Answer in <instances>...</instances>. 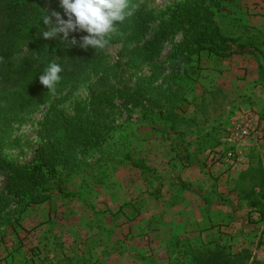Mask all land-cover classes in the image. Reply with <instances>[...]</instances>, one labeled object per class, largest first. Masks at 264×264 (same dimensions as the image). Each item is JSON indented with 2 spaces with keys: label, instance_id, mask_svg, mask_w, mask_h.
<instances>
[{
  "label": "rangeland",
  "instance_id": "obj_1",
  "mask_svg": "<svg viewBox=\"0 0 264 264\" xmlns=\"http://www.w3.org/2000/svg\"><path fill=\"white\" fill-rule=\"evenodd\" d=\"M181 1L130 0V4L134 13L143 10L160 16ZM205 6L215 11L216 22L232 41L227 58L203 51L186 64H198L197 77L173 74L165 61L182 44L184 34L178 32L164 42L160 56L137 68L119 67L109 73L115 89H133L140 79L151 80L145 94L147 112L116 99L113 107L95 113L91 86L103 72L89 68L82 84L57 92L50 102L28 109L9 129L0 130V161L19 165L32 162L43 141L45 117L52 110L99 120L108 131L104 144L77 156L74 171L62 175L60 189L48 202L25 211L14 205L4 208L0 264H201L204 250L216 245L225 247L236 264H264V0H206ZM7 22L0 5V46ZM158 23L149 24L139 44L154 35ZM119 37L104 50L109 66L120 58L123 63L130 59L129 52L138 44ZM16 78L0 59V87ZM247 116L253 117L263 139L245 146L235 167L226 154L236 147L226 139ZM247 155L250 170L244 175L240 165ZM170 162L223 167L216 180L236 171L233 185H194L198 190L169 186L168 193L176 200L168 198L160 207L166 212L159 224L171 226L175 220L182 226L197 216L200 233L191 230L189 236L172 238V231L160 234L146 228L158 223L152 216L158 207L148 199L150 189L160 194L158 185ZM5 184L0 175V193ZM197 195V205L176 206Z\"/></svg>",
  "mask_w": 264,
  "mask_h": 264
},
{
  "label": "trees",
  "instance_id": "obj_2",
  "mask_svg": "<svg viewBox=\"0 0 264 264\" xmlns=\"http://www.w3.org/2000/svg\"><path fill=\"white\" fill-rule=\"evenodd\" d=\"M205 1L184 0L160 16L140 10L123 23H118V32L111 36L110 43L116 42L122 34L138 44L129 52L130 59L123 63L120 58L117 65L109 66L104 50L79 47L80 38L87 35L85 32L69 33V41L75 38L77 46L63 41L62 33L51 40L43 39L42 32L48 30L42 21L43 9L49 14L57 11L67 19L59 0H0L8 19L3 31L0 59L17 76L13 83L0 87V130L9 129L28 109L50 102L57 92L82 84L89 68L103 72L91 86V108L95 113L102 112L105 107H113L116 99H123L132 107L147 112L145 94L151 80L142 78L133 89H115L109 73L119 67L123 70L137 68L160 56L164 42L178 32L184 34L182 44L175 47L165 61L173 74L181 73L188 79L197 77L200 73L198 64L189 67L186 64L193 57L199 58L203 51H208L211 56L227 58V52L233 51L232 41L225 36L216 22L215 11L205 6ZM215 1L231 3L235 0ZM156 21L159 22L157 31L139 44L148 33L149 24ZM51 62L58 63L63 69L55 94L48 92L39 82V76ZM169 109L168 120L172 119V108ZM44 125L42 144L30 164L0 161V175L6 178L4 190L0 193V214L11 205L25 211L30 205L48 202L53 192L60 189L62 175L74 171L77 156L100 147L108 134L99 120H84L55 110L45 117ZM202 256L201 264H236V258L219 245L205 249Z\"/></svg>",
  "mask_w": 264,
  "mask_h": 264
},
{
  "label": "clouds",
  "instance_id": "obj_3",
  "mask_svg": "<svg viewBox=\"0 0 264 264\" xmlns=\"http://www.w3.org/2000/svg\"><path fill=\"white\" fill-rule=\"evenodd\" d=\"M59 5L67 19L62 18L57 11L49 14L43 9L45 15L42 21L48 27L47 31L42 32L43 39L51 40L62 33L63 41L77 46L75 38L69 41V33L85 32L87 35L80 38L79 47L85 50L90 47L95 51L108 49L111 36L118 32L117 24L123 23L135 12L130 0H59ZM62 71L58 63L51 62L39 76V82L48 92L55 94Z\"/></svg>",
  "mask_w": 264,
  "mask_h": 264
},
{
  "label": "crops",
  "instance_id": "obj_4",
  "mask_svg": "<svg viewBox=\"0 0 264 264\" xmlns=\"http://www.w3.org/2000/svg\"><path fill=\"white\" fill-rule=\"evenodd\" d=\"M168 153V152H166ZM169 154V153H168ZM166 156H168L166 154ZM250 156H246L245 158H243L242 160V165H240L241 169L243 170L241 173L242 174H246L250 169L249 165H250ZM171 164H168V166L164 167L167 168L166 170L168 171V173H164L163 177V181L161 182L160 189L158 192H160V194L157 196L156 194L152 193V190L150 189L151 192V197L150 199H148V203L150 205H156L158 208L157 209H152V216L156 219V222L159 221V219L161 218V216L166 212V210H164L163 208H160L161 206H165L166 203L168 202V198H173L171 200L172 203L175 202L176 197L172 196L171 197V192L168 193V188L170 185H189V186H193V189L198 190V188L194 185H233L234 183L232 182V178L235 176V172H232V175L230 176L231 173L225 174L221 180H224V183H221L219 180H216V178H218L219 174H221L220 172L224 171L225 169L223 167L217 166L215 165L214 167H199V166H194V165H188L186 167H184L183 165H177L175 166V162H170ZM249 169V170H248ZM174 171V172H173ZM238 172V171H237ZM240 173V174H241ZM215 176V177H214ZM226 181H228V183H226ZM167 191V192H165ZM133 203H136V201H133ZM176 206L177 207H186V206H194L197 205L198 203H200V197L194 196L192 198H187V201L185 200H180L178 202H176ZM153 207V206H152ZM196 211H194L195 213ZM149 216V215H147ZM173 223L166 227L161 226L158 223H154L148 227H146L147 229H155L158 232H160V234L162 233H166L169 231H172V238H180V237H185V236H189L191 233V230H193V232H201L203 230H201L200 228V220L197 218H194V220H184V223L182 224V226H180V224H177L175 222V220L172 221ZM198 230V231H197ZM148 231H146L147 233ZM161 238H163V236H159Z\"/></svg>",
  "mask_w": 264,
  "mask_h": 264
},
{
  "label": "built area",
  "instance_id": "obj_5",
  "mask_svg": "<svg viewBox=\"0 0 264 264\" xmlns=\"http://www.w3.org/2000/svg\"><path fill=\"white\" fill-rule=\"evenodd\" d=\"M252 116L243 118L238 124H235L229 131L227 141L233 143L236 149L229 151L226 154V159L229 163L239 165V160L242 156V150L245 146L251 145L254 141L263 139V135L256 131V127L252 122ZM256 125V123H255Z\"/></svg>",
  "mask_w": 264,
  "mask_h": 264
}]
</instances>
